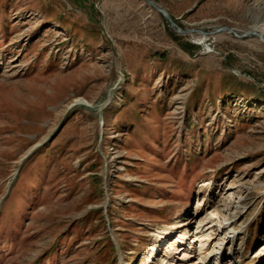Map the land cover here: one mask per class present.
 I'll return each instance as SVG.
<instances>
[{"label": "rangeland", "instance_id": "374dc122", "mask_svg": "<svg viewBox=\"0 0 264 264\" xmlns=\"http://www.w3.org/2000/svg\"><path fill=\"white\" fill-rule=\"evenodd\" d=\"M150 1L0 0V264H264V0Z\"/></svg>", "mask_w": 264, "mask_h": 264}, {"label": "bare ground", "instance_id": "6f19581e", "mask_svg": "<svg viewBox=\"0 0 264 264\" xmlns=\"http://www.w3.org/2000/svg\"><path fill=\"white\" fill-rule=\"evenodd\" d=\"M250 32H256L264 38V28L254 29ZM201 38H204V35L201 36ZM230 188H232V187H230ZM224 205H225V203H224ZM239 205L240 204L238 202H230V203L228 202V204H226V206L230 208V219L232 222L229 226H227V225L220 226L219 225L217 227L218 230H220V229L223 230L222 233L227 236V240L229 241L230 245H232L236 239V229H234V227L236 226V223L238 220V212H239L238 206ZM218 224H219V222H218ZM186 236H187L186 234H181V238H179V241H180L179 244H183V238H186ZM205 257L199 258V259H201L200 264H210V263H205V261H204ZM231 261H236L235 257L232 256V259L230 260V264H231Z\"/></svg>", "mask_w": 264, "mask_h": 264}, {"label": "water", "instance_id": "95a60500", "mask_svg": "<svg viewBox=\"0 0 264 264\" xmlns=\"http://www.w3.org/2000/svg\"><path fill=\"white\" fill-rule=\"evenodd\" d=\"M145 2L151 7L153 8L156 12H158L159 14L162 15V17L168 22L169 26L171 27L172 30H174L176 33L180 34V35H184V34H187V33H191V32H194V31H183L181 30L175 23L174 21L172 20V18L170 17V15L160 6L156 5L155 3L151 2L150 0H145ZM221 31H225V32H228L232 35H234L236 38L238 39H242V38H246V37H251V36H254L256 37L262 44H264V38L256 33V32H247V33H244L242 36H238L232 29H229V28H226V29H218L217 31H215L214 33H218V32H221ZM199 34H202V35H206L205 33L203 32H199Z\"/></svg>", "mask_w": 264, "mask_h": 264}, {"label": "trees", "instance_id": "16d2710c", "mask_svg": "<svg viewBox=\"0 0 264 264\" xmlns=\"http://www.w3.org/2000/svg\"><path fill=\"white\" fill-rule=\"evenodd\" d=\"M185 51L189 52L190 50H188V48H184Z\"/></svg>", "mask_w": 264, "mask_h": 264}]
</instances>
